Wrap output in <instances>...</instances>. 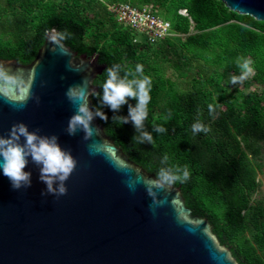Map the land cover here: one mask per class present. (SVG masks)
<instances>
[{
    "label": "trees",
    "instance_id": "1",
    "mask_svg": "<svg viewBox=\"0 0 264 264\" xmlns=\"http://www.w3.org/2000/svg\"><path fill=\"white\" fill-rule=\"evenodd\" d=\"M120 3L157 6L185 38L135 43L107 10ZM52 29L67 33L62 43L79 55L97 57L106 69L120 65L121 76L143 66L152 79L144 121L152 142L139 143L131 122L112 119L128 116L134 99L117 113L102 107L108 120L96 117L99 124L132 162L156 177L160 168L186 166L189 178L173 184L186 206L209 221L238 264H264V201L254 198L264 168V22L220 0H0V59L31 64ZM245 62L260 94L234 87ZM105 70L94 81L93 111L100 107ZM196 124L206 130L194 132Z\"/></svg>",
    "mask_w": 264,
    "mask_h": 264
},
{
    "label": "water",
    "instance_id": "2",
    "mask_svg": "<svg viewBox=\"0 0 264 264\" xmlns=\"http://www.w3.org/2000/svg\"><path fill=\"white\" fill-rule=\"evenodd\" d=\"M220 1L264 22V0ZM52 34L53 29L29 65L0 59L14 82L11 98L0 96V135L23 122L30 131L57 135L78 163L66 181L67 194L60 197L41 195L46 185L31 161L25 168L32 173L27 189L13 190L0 170V264H238L209 221L186 206L179 187L159 191L156 204L143 184L129 189V181L156 176L132 162L96 117L92 127L101 130L99 136L85 141L83 131L67 134L75 111L67 88L86 78L97 92L94 81L106 66L64 43L54 48Z\"/></svg>",
    "mask_w": 264,
    "mask_h": 264
},
{
    "label": "clouds",
    "instance_id": "3",
    "mask_svg": "<svg viewBox=\"0 0 264 264\" xmlns=\"http://www.w3.org/2000/svg\"><path fill=\"white\" fill-rule=\"evenodd\" d=\"M67 35V33L57 34L53 29L49 42L54 48H63L62 41ZM243 68L246 70L245 76L252 72L249 62H245ZM121 71V66L118 64L105 70L107 79L102 85L100 107L95 111L90 106V97L96 96L97 93L94 89H89L90 81L85 78L80 84L70 85L67 88L65 96L75 108L66 128L69 136H75L78 131L84 132L85 141L91 140L93 136H99L101 130L98 127L93 128L92 121L95 117H99L102 121L108 120L107 115L101 110L102 107L107 106L113 113H117L123 105L128 104L129 99H134L135 106L128 104V116L114 115L112 119L119 120L121 124L131 122L139 133V136H134L133 139L139 143L152 142L151 133L144 131V121L148 117V104L151 100L152 79L144 75L143 66L139 64L134 71L131 69L125 71L123 76L120 75ZM11 75L10 70L0 66V96L8 99L11 98L9 88L14 83L9 79ZM233 82H236L235 78ZM35 102L39 104V97H35ZM204 130L206 129L202 125H193L194 132ZM155 131L163 132L165 129L158 127ZM94 146L95 143L90 145V149ZM30 161L38 166L39 179L46 185L45 191L41 193L42 196L60 197L67 194L66 181L78 163L71 151L61 146L59 137L55 134L41 135L39 129L30 131L25 123H14L7 136L0 135V170L9 179L13 190L19 191L31 187L32 173L25 171ZM188 178L189 172L186 166L183 169L177 167L175 171L160 168L157 177L129 181L127 186L135 191L138 184H143L148 195L153 197V203L156 204V195L159 191L166 187L170 188L177 181H186Z\"/></svg>",
    "mask_w": 264,
    "mask_h": 264
},
{
    "label": "built area",
    "instance_id": "4",
    "mask_svg": "<svg viewBox=\"0 0 264 264\" xmlns=\"http://www.w3.org/2000/svg\"><path fill=\"white\" fill-rule=\"evenodd\" d=\"M107 10L118 24L133 33L135 43L155 45L175 36L184 37L175 32L171 23L159 14L157 6L137 8L129 3H120L108 4ZM180 14L189 17L187 11H181ZM138 36L144 40L139 41Z\"/></svg>",
    "mask_w": 264,
    "mask_h": 264
},
{
    "label": "rangeland",
    "instance_id": "5",
    "mask_svg": "<svg viewBox=\"0 0 264 264\" xmlns=\"http://www.w3.org/2000/svg\"><path fill=\"white\" fill-rule=\"evenodd\" d=\"M192 32L195 33V30L192 29ZM138 40L143 41L144 38L142 36H138ZM168 76L172 77L171 71L168 72ZM242 77H244V78L243 79L240 78L238 81L235 82L234 87H237L246 93L257 92L260 94L261 91H260L259 87L252 80L253 70L247 76H245V73H244ZM263 161H264V155H263ZM257 179L260 183V188H259V191L254 198L256 200H263L264 201V168H263L262 173H257Z\"/></svg>",
    "mask_w": 264,
    "mask_h": 264
}]
</instances>
